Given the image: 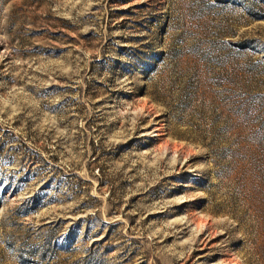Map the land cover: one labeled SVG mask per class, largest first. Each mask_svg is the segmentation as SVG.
<instances>
[{
	"label": "rangeland",
	"instance_id": "rangeland-1",
	"mask_svg": "<svg viewBox=\"0 0 264 264\" xmlns=\"http://www.w3.org/2000/svg\"><path fill=\"white\" fill-rule=\"evenodd\" d=\"M0 264H264V0H0Z\"/></svg>",
	"mask_w": 264,
	"mask_h": 264
}]
</instances>
